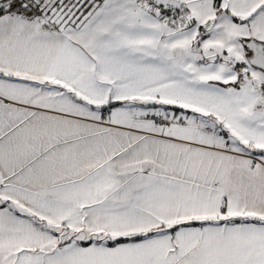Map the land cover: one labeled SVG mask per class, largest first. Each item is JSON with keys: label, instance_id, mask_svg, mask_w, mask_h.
<instances>
[{"label": "snow or ice", "instance_id": "snow-or-ice-1", "mask_svg": "<svg viewBox=\"0 0 264 264\" xmlns=\"http://www.w3.org/2000/svg\"><path fill=\"white\" fill-rule=\"evenodd\" d=\"M0 264H264V0H0Z\"/></svg>", "mask_w": 264, "mask_h": 264}]
</instances>
